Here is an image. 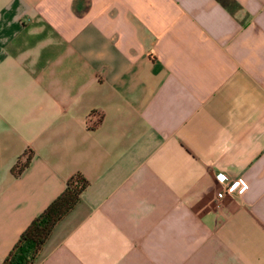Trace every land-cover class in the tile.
Wrapping results in <instances>:
<instances>
[{
  "label": "crops",
  "instance_id": "obj_1",
  "mask_svg": "<svg viewBox=\"0 0 264 264\" xmlns=\"http://www.w3.org/2000/svg\"><path fill=\"white\" fill-rule=\"evenodd\" d=\"M77 173L35 264H264V0H0V264Z\"/></svg>",
  "mask_w": 264,
  "mask_h": 264
},
{
  "label": "trees",
  "instance_id": "obj_2",
  "mask_svg": "<svg viewBox=\"0 0 264 264\" xmlns=\"http://www.w3.org/2000/svg\"><path fill=\"white\" fill-rule=\"evenodd\" d=\"M88 185L81 173L70 177L64 190L22 231L1 264H35L56 225L82 200Z\"/></svg>",
  "mask_w": 264,
  "mask_h": 264
},
{
  "label": "built area",
  "instance_id": "obj_3",
  "mask_svg": "<svg viewBox=\"0 0 264 264\" xmlns=\"http://www.w3.org/2000/svg\"><path fill=\"white\" fill-rule=\"evenodd\" d=\"M89 122V120H88ZM91 124V123H90ZM94 123H92L93 125ZM248 187V182L244 178H239L234 181H231L225 185L224 188H222L220 191L217 193V198L221 201L224 199L225 195L227 193H239L242 194L246 191Z\"/></svg>",
  "mask_w": 264,
  "mask_h": 264
}]
</instances>
